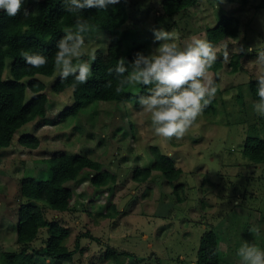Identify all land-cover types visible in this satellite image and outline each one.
Here are the masks:
<instances>
[{
    "label": "rangeland",
    "instance_id": "1",
    "mask_svg": "<svg viewBox=\"0 0 264 264\" xmlns=\"http://www.w3.org/2000/svg\"><path fill=\"white\" fill-rule=\"evenodd\" d=\"M162 2L126 0L123 58L136 45H147L149 54L158 47L162 42H154V29L171 31L183 47L194 36L206 40L205 29L223 15L239 19L238 35L214 45L217 60L210 70L217 87L214 109L203 111L184 137L165 141L154 134L149 114L129 101L89 102L76 115L63 118V111L75 103L73 90L53 92L56 70L53 76L36 75L49 97L45 118L23 126L0 150L1 252L20 249L18 211L27 202L21 193L23 179L48 177L47 159L61 154L91 157L114 180L95 187L93 173L85 170L67 181L74 192L67 212L31 200L48 220H59L69 228L66 243L74 251L70 261L36 257L34 264H195L200 238L209 229L218 235L226 264H240L236 250L245 242L264 248V236L248 231L253 224L264 230V163L243 152L248 135L264 139V118L253 111L255 99L249 87L252 79L264 75V64L256 62L257 49L264 47V0H197L173 16L164 14ZM70 28L74 27L65 26L64 33ZM110 42L107 30L94 28L86 36L96 57L107 53ZM236 53L242 56L235 70ZM9 76L7 70L5 77ZM24 135L36 136L38 146L21 145ZM153 147L182 169L173 182L158 170L143 182L134 179L138 167L151 166ZM176 185L181 186V200ZM107 212L112 215L106 216ZM45 237L43 228L31 245L40 246ZM113 250L109 257L107 252Z\"/></svg>",
    "mask_w": 264,
    "mask_h": 264
},
{
    "label": "trees",
    "instance_id": "2",
    "mask_svg": "<svg viewBox=\"0 0 264 264\" xmlns=\"http://www.w3.org/2000/svg\"><path fill=\"white\" fill-rule=\"evenodd\" d=\"M196 2L197 0H163L162 8L165 15L173 16ZM23 8L28 9L31 15L24 17ZM23 8L16 17H8L4 11H0V150L10 145L17 131L23 126L38 117L45 118L49 97L44 92L45 83L36 78V75H54L56 44L65 34V26L75 27V16L65 11L63 0H25ZM108 8L82 10L83 18L88 19L93 29L109 31L111 42L106 54L97 55L87 83L73 90L72 77L65 81H61L59 75L56 78L52 86L53 92L57 94L71 88L75 100L73 106L63 111V118L76 115L84 104L94 101H129L139 104V97L147 93L146 87L142 85H125L119 93L115 90L120 77L109 69L114 68L125 53L122 25L128 18L126 0L111 5L110 10ZM239 27L237 17L223 15L216 25L205 29L206 40L214 46L225 37H236ZM21 51L44 54L49 58L48 63L42 68H32L21 58ZM137 52L148 55L149 48L144 44L133 46L128 50L126 60L132 62ZM241 56L242 53L234 55L233 69L238 68ZM217 68L218 64H215L214 69ZM7 70L9 77H5ZM109 81L112 82L111 87L107 86ZM257 83L256 79L249 83L255 100L258 99L255 94ZM28 92L32 93L31 97H28ZM214 103L215 100L204 111L208 113L214 109ZM19 142L23 146L34 148L38 146L39 139L24 135ZM151 150L154 156L151 166L138 167L134 179L143 182L153 170H158L169 181L176 180L182 169L176 167L174 159L157 147ZM243 152L254 162L264 163V139L253 134L248 135ZM46 162L48 177L39 179L30 176L21 183V193L27 198V202L22 203L18 211L17 241L20 249L0 251V264H34L36 257L58 261L72 260L74 251L66 243L70 235L69 228L59 220H48L42 209L31 200L43 201L53 210L67 212L74 200V192L65 185L67 181L75 179L85 170L93 173L91 184L95 187L106 186L114 180L108 169L86 155L61 154L47 159ZM180 188L179 185L175 186L179 200L182 199ZM105 214L112 215L109 212ZM43 228L46 230V237L42 244L32 246ZM217 250L218 235L215 230L209 229L200 238L195 264H226ZM115 252L109 251L107 255L111 257Z\"/></svg>",
    "mask_w": 264,
    "mask_h": 264
},
{
    "label": "clouds",
    "instance_id": "3",
    "mask_svg": "<svg viewBox=\"0 0 264 264\" xmlns=\"http://www.w3.org/2000/svg\"><path fill=\"white\" fill-rule=\"evenodd\" d=\"M24 3L25 0H0V11L8 17H16ZM118 3L120 0H63L65 11L75 16V27L65 31L57 42L54 66L61 81L73 78V90L87 83L92 74L90 61L96 59L95 49L86 43V36L93 26L83 18L82 10L107 9L109 5ZM30 15L28 9L23 8V16ZM153 35L154 42L162 43L150 54L137 52L132 62L120 58L109 71L120 77L115 89L118 93L125 85L146 87L147 93L139 97L138 103L140 110L149 114L151 128L157 137L165 141L173 137L180 139L215 99L217 87L210 69L217 60V52L209 41L199 37L194 36L181 47L171 31L154 29ZM257 51L256 62L264 64V48ZM21 58L32 68L44 67L49 59L44 54L29 51H21ZM255 79L258 81L255 88L258 99L252 108L258 117L264 118V75ZM107 86L111 87L112 82L109 81ZM248 231L255 237L264 236L260 225H250ZM236 255L240 264H264V248L255 243H243L236 250Z\"/></svg>",
    "mask_w": 264,
    "mask_h": 264
}]
</instances>
